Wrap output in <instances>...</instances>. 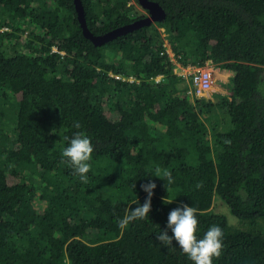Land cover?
<instances>
[{"label":"trees","instance_id":"obj_1","mask_svg":"<svg viewBox=\"0 0 264 264\" xmlns=\"http://www.w3.org/2000/svg\"><path fill=\"white\" fill-rule=\"evenodd\" d=\"M135 1L82 0L88 28L146 17ZM154 1L164 19L96 44L74 0H0V264H193L156 239L181 203L198 238L221 227L213 264H264V0ZM169 47L231 71L228 92L192 94ZM77 131L94 148L87 184L62 157ZM149 180V216L120 229Z\"/></svg>","mask_w":264,"mask_h":264},{"label":"clouds","instance_id":"obj_2","mask_svg":"<svg viewBox=\"0 0 264 264\" xmlns=\"http://www.w3.org/2000/svg\"><path fill=\"white\" fill-rule=\"evenodd\" d=\"M156 77L152 79L155 84L161 81V79L156 80ZM129 80L134 81V77L129 78ZM74 127L79 129L81 125L79 122H74ZM65 139L69 141V144L62 151V157L66 158L63 162L73 168L83 184H87V173L91 169L89 161L94 151L91 139L82 131H77L71 138L65 137ZM225 143H230V141L226 140ZM152 176L163 178L168 185L174 183V177L171 171L167 169L161 170L160 167H156ZM140 187L147 193L145 201L142 205L137 201L133 202L138 204V206L131 208L130 213L118 221L120 229L127 228L130 222L138 219L144 220L149 216L156 183L149 180L147 183L141 184ZM202 187V183H197V189ZM167 203H172V201ZM196 213V208L186 203H181L169 212L166 228L156 235V239L165 246H171L173 241H175L182 253L186 254L193 264H213V258H219L222 254L223 231L221 227L214 225L208 229L203 238H198L197 229L199 222ZM168 229L171 230L172 235L168 234Z\"/></svg>","mask_w":264,"mask_h":264},{"label":"water","instance_id":"obj_3","mask_svg":"<svg viewBox=\"0 0 264 264\" xmlns=\"http://www.w3.org/2000/svg\"><path fill=\"white\" fill-rule=\"evenodd\" d=\"M74 2L77 5L79 20L81 21V24L84 27V34L87 37L91 38L96 44H100L101 42L108 41L120 34L127 33L128 31H132L135 28L141 27L143 25L151 24L159 20H162L166 16L165 9L158 2L154 0H139V2L149 11L150 14L148 16L141 18L134 23L127 24L113 31L107 32L105 34L95 35L88 28V25L86 23L82 0H74Z\"/></svg>","mask_w":264,"mask_h":264},{"label":"rangeland","instance_id":"obj_4","mask_svg":"<svg viewBox=\"0 0 264 264\" xmlns=\"http://www.w3.org/2000/svg\"><path fill=\"white\" fill-rule=\"evenodd\" d=\"M132 2H136V1L135 0H132ZM137 9H139L140 12L143 13V14H145L146 16H148L150 14L149 11L141 3H139V4L137 3ZM160 29H161L163 35L166 36L165 35L164 28H160ZM0 30H2V29H0ZM168 51H169V54H170L171 59L173 60V63H174L173 66H176L174 68L175 74H177V76H182V73L185 72V70L187 71L188 68L185 67L183 64H181L182 62L179 61L177 59V57H175V54L172 51L171 47H169ZM204 67H207V64L204 65ZM223 74H227V75L224 76ZM231 75H232V72L229 71V70H222V71H220L219 69H217V73L215 74V78L218 79V81L214 83V85L212 86L211 90L209 91L210 94H211V96H213V94L215 92H220V91H222V92H228V83L230 81L229 79H230ZM157 78L161 79L162 76H159ZM217 99L218 98L216 96H214V102H216ZM8 107H10L9 104H8ZM5 128L6 129H9V127L7 125L5 126ZM217 209L226 212V208L222 204H220V203L218 204Z\"/></svg>","mask_w":264,"mask_h":264},{"label":"built area","instance_id":"obj_5","mask_svg":"<svg viewBox=\"0 0 264 264\" xmlns=\"http://www.w3.org/2000/svg\"><path fill=\"white\" fill-rule=\"evenodd\" d=\"M187 68V71L185 70V72L182 73V76L189 77L192 85L191 93L198 97L204 96L208 91L211 90L216 79L215 74L219 68H217L214 64H207V67L188 65ZM157 77L156 80H160Z\"/></svg>","mask_w":264,"mask_h":264},{"label":"crops","instance_id":"obj_6","mask_svg":"<svg viewBox=\"0 0 264 264\" xmlns=\"http://www.w3.org/2000/svg\"><path fill=\"white\" fill-rule=\"evenodd\" d=\"M220 71H222V70H220ZM224 76H226L227 74H223Z\"/></svg>","mask_w":264,"mask_h":264}]
</instances>
